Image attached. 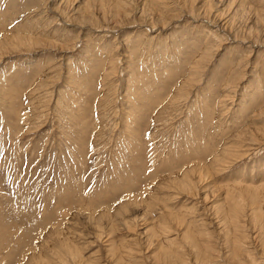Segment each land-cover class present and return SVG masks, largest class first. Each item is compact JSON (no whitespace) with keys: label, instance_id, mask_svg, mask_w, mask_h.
<instances>
[{"label":"rangeland","instance_id":"374dc122","mask_svg":"<svg viewBox=\"0 0 264 264\" xmlns=\"http://www.w3.org/2000/svg\"><path fill=\"white\" fill-rule=\"evenodd\" d=\"M0 264H264V0H0Z\"/></svg>","mask_w":264,"mask_h":264},{"label":"bare ground","instance_id":"6f19581e","mask_svg":"<svg viewBox=\"0 0 264 264\" xmlns=\"http://www.w3.org/2000/svg\"><path fill=\"white\" fill-rule=\"evenodd\" d=\"M202 173H203V171H202ZM241 182V181H240ZM238 186H241V185H238Z\"/></svg>","mask_w":264,"mask_h":264}]
</instances>
